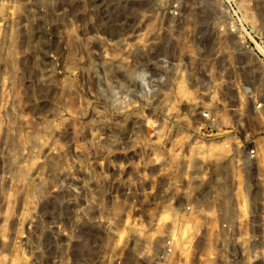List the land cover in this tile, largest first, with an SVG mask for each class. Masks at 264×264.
<instances>
[{
  "label": "rangeland",
  "instance_id": "1",
  "mask_svg": "<svg viewBox=\"0 0 264 264\" xmlns=\"http://www.w3.org/2000/svg\"><path fill=\"white\" fill-rule=\"evenodd\" d=\"M262 98L264 0H0V264H264Z\"/></svg>",
  "mask_w": 264,
  "mask_h": 264
},
{
  "label": "water",
  "instance_id": "2",
  "mask_svg": "<svg viewBox=\"0 0 264 264\" xmlns=\"http://www.w3.org/2000/svg\"><path fill=\"white\" fill-rule=\"evenodd\" d=\"M145 74L149 81L148 87L141 88L139 83L136 82V86L133 91L134 94L137 95L139 98L148 97L152 95V93L156 89V84L152 82V80L156 81L154 80L155 77H152L151 75H149L147 71H145ZM134 77H135V73H134ZM100 85L102 87V92H103L104 97L106 98V100L111 106L117 107V106H121L122 104H124L126 101L125 96H127V98L133 97L131 94L126 93V91L129 89L123 83L115 81L106 75L101 76ZM111 86H114L116 88V93H117L116 97L111 96V93H110ZM124 92L126 93L125 96H123Z\"/></svg>",
  "mask_w": 264,
  "mask_h": 264
},
{
  "label": "built area",
  "instance_id": "3",
  "mask_svg": "<svg viewBox=\"0 0 264 264\" xmlns=\"http://www.w3.org/2000/svg\"><path fill=\"white\" fill-rule=\"evenodd\" d=\"M262 110H264V98H262ZM205 115V113H203ZM262 147L264 148V114L262 113ZM254 149L247 150V154L253 155ZM169 249V247H168ZM97 264H121V254L117 252L116 247H111L104 255L97 256L95 259Z\"/></svg>",
  "mask_w": 264,
  "mask_h": 264
},
{
  "label": "bare ground",
  "instance_id": "4",
  "mask_svg": "<svg viewBox=\"0 0 264 264\" xmlns=\"http://www.w3.org/2000/svg\"><path fill=\"white\" fill-rule=\"evenodd\" d=\"M158 77V76H157ZM135 80L136 82L139 83V85L141 86V88L143 87H148L149 85V81L146 77V74H145V71L144 69H141L139 68L136 72H135ZM154 80L158 81L159 78H154ZM158 82H161L160 80ZM110 93H111V96L113 97H116L117 96V93H116V88L114 86H111L110 88Z\"/></svg>",
  "mask_w": 264,
  "mask_h": 264
}]
</instances>
